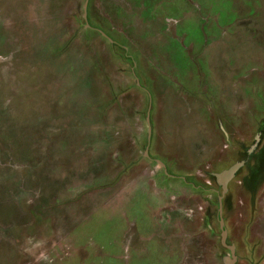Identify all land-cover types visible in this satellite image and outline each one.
Wrapping results in <instances>:
<instances>
[{"label":"rangeland","instance_id":"obj_1","mask_svg":"<svg viewBox=\"0 0 264 264\" xmlns=\"http://www.w3.org/2000/svg\"><path fill=\"white\" fill-rule=\"evenodd\" d=\"M86 1L0 0V264H229L242 158L264 264V0Z\"/></svg>","mask_w":264,"mask_h":264},{"label":"water","instance_id":"obj_2","mask_svg":"<svg viewBox=\"0 0 264 264\" xmlns=\"http://www.w3.org/2000/svg\"><path fill=\"white\" fill-rule=\"evenodd\" d=\"M87 15H88V0L86 1L85 4V17H87ZM257 139H259V135H257ZM243 165H244V161H238L234 163L232 166H230L228 169H225L219 173L214 174L218 183L222 186V193L219 197L220 213H221L220 224L222 228V242L225 245V247H227L230 250L232 254V256L228 258L229 264H236L238 260V256L236 253V245L228 244V232L225 229L224 218L222 216L223 198L228 191L229 181L235 177L236 173Z\"/></svg>","mask_w":264,"mask_h":264},{"label":"flooded vegetation","instance_id":"obj_3","mask_svg":"<svg viewBox=\"0 0 264 264\" xmlns=\"http://www.w3.org/2000/svg\"><path fill=\"white\" fill-rule=\"evenodd\" d=\"M259 135V139H257V136L255 137V143H254V145H252V147H251V149H249L248 150V155H252L254 152H255V150L257 149V146H258V144L260 143V140H261V135L260 134H258ZM239 161H244V165L238 170V172L236 173V175H235V177L234 178H232L230 181H229V183H231L236 177H237V175H238V173L246 166V164H247V158L245 159V158H242V159H240ZM238 162V161H237ZM236 163V162H235ZM217 180V179H216ZM217 183H218V181H217ZM229 183H228V189H229ZM228 192V191H227ZM226 195H227V193L225 194V196L224 197H226ZM223 200H224V198H223ZM221 218V217H220Z\"/></svg>","mask_w":264,"mask_h":264},{"label":"crops","instance_id":"obj_4","mask_svg":"<svg viewBox=\"0 0 264 264\" xmlns=\"http://www.w3.org/2000/svg\"><path fill=\"white\" fill-rule=\"evenodd\" d=\"M161 165H164V164H161ZM174 230H176V228H174V227L169 228V231H174Z\"/></svg>","mask_w":264,"mask_h":264}]
</instances>
